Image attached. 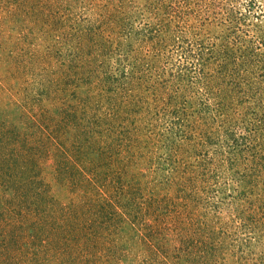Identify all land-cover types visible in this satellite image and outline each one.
Wrapping results in <instances>:
<instances>
[{"label": "rangeland", "instance_id": "rangeland-1", "mask_svg": "<svg viewBox=\"0 0 264 264\" xmlns=\"http://www.w3.org/2000/svg\"><path fill=\"white\" fill-rule=\"evenodd\" d=\"M0 264H264V0H0Z\"/></svg>", "mask_w": 264, "mask_h": 264}, {"label": "trees", "instance_id": "trees-1", "mask_svg": "<svg viewBox=\"0 0 264 264\" xmlns=\"http://www.w3.org/2000/svg\"><path fill=\"white\" fill-rule=\"evenodd\" d=\"M189 47L191 48V49H193V47H194V45L193 44H190L189 45ZM91 53V52H90ZM229 53V52H228ZM88 55H89V52L87 53ZM230 54V53H229ZM228 59H229V57H226L225 58V62L226 63H224L223 62V64L226 66V64L229 62L228 61ZM222 64V65H223ZM211 66V65H210ZM222 67V66H221ZM212 69H213V67H212ZM204 70V69H203ZM211 74V73H210ZM205 78H207V75L206 74H204V75H202V76H200V78H196V80H194L192 83H195V82H198V84L199 83H201V84H205ZM206 107H207V105H206ZM208 108V107H207ZM193 115V114H192ZM71 116V115H70ZM57 122V121H56ZM192 124H194V121L193 120H190V118H189V120H185V119H183L182 121H181V124H180V126H182V125H184V128H186L187 129V127H190V125H191V131L192 132H195V127L192 125ZM49 127L48 128H46V129H51V131H54L51 127H54L53 125H48ZM45 131V130H44ZM45 132H47V131H45ZM48 134V136L49 137H52V138H55V136H54V134H49V133H47ZM40 137V136H39ZM39 137H37L38 139H44V137H45V135H43V136H41L40 138ZM241 142L242 141H240V142H237L238 144H236V145H240L241 144ZM234 148L235 147H232V149L234 150ZM27 149H29L28 150V152H29V154H32V155H34L33 153H34V150L33 149H35V148H32V147H28L27 146ZM245 151V149L244 148H242V147H240V151H238L239 153L240 152H244ZM237 152V151H236ZM258 154L259 155H261V157H262V159H263V156H262V151H259L258 150V152H256V154H255V157H257L258 156ZM92 169L93 170H95L93 167L90 169L91 170V173H90V175H94L95 174V172L94 171H92ZM255 169V171H256V174H258L259 173V171H258V169H256V168H254ZM261 169H262V167H261ZM78 169L76 168V166L75 165H72V166H69L66 170H64V172H70V173H72L73 171H77ZM90 175H89V177H90ZM87 179V178H86ZM91 180H93L92 178H91ZM35 226V225H34ZM42 228H44V227H42ZM63 230V231H62ZM48 230L47 229H43V232L45 233V235H44V238H43V242H42V244L44 245V246H49L50 244L49 243H51V242H49V240H48V236H49V231L47 232ZM70 231V230H69ZM71 232H73V231H71ZM43 233V234H44ZM69 233H68V231L66 230V228H61V230H60V243H65V244H67L68 242H69V238H67V235H68ZM15 235H18V236H15V242H18L22 237L20 236L21 234L20 233H18V234H15ZM13 246H15V248H16V244H13Z\"/></svg>", "mask_w": 264, "mask_h": 264}]
</instances>
